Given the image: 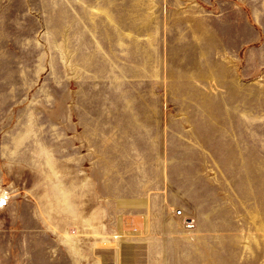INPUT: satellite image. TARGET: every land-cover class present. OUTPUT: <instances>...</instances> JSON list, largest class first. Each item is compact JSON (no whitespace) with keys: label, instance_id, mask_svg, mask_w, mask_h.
Here are the masks:
<instances>
[{"label":"rangeland","instance_id":"1","mask_svg":"<svg viewBox=\"0 0 264 264\" xmlns=\"http://www.w3.org/2000/svg\"><path fill=\"white\" fill-rule=\"evenodd\" d=\"M103 155L166 163L152 264H264V0H0V264H145Z\"/></svg>","mask_w":264,"mask_h":264},{"label":"crops","instance_id":"2","mask_svg":"<svg viewBox=\"0 0 264 264\" xmlns=\"http://www.w3.org/2000/svg\"><path fill=\"white\" fill-rule=\"evenodd\" d=\"M90 133L95 134L87 128V134ZM105 145L103 143V150L106 149ZM155 146L157 147L156 142H147L146 150H151ZM86 148L92 149L91 144L87 143ZM103 162L102 174L99 179L94 180V182L101 181L103 187V193L94 189L96 199L101 197L103 200L105 208L103 216L107 215L109 220L113 219L121 232L127 231L130 219L140 222L138 227L131 229L135 234L133 237H127L121 233L123 246L134 249V259L139 263L169 261L165 258L166 255L147 254L143 250L148 247H158L159 250H163L164 247L174 246L176 242L175 214L168 196L170 184L165 161L160 164L154 160L152 163V160L143 156L129 169L106 165L105 155H103ZM89 181L87 180V184Z\"/></svg>","mask_w":264,"mask_h":264}]
</instances>
